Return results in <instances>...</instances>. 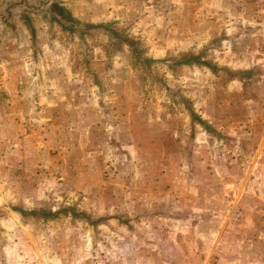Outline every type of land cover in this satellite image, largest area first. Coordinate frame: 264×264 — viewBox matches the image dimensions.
I'll return each mask as SVG.
<instances>
[{
    "label": "rangeland",
    "instance_id": "1",
    "mask_svg": "<svg viewBox=\"0 0 264 264\" xmlns=\"http://www.w3.org/2000/svg\"><path fill=\"white\" fill-rule=\"evenodd\" d=\"M0 264H264V0H0Z\"/></svg>",
    "mask_w": 264,
    "mask_h": 264
},
{
    "label": "crops",
    "instance_id": "2",
    "mask_svg": "<svg viewBox=\"0 0 264 264\" xmlns=\"http://www.w3.org/2000/svg\"><path fill=\"white\" fill-rule=\"evenodd\" d=\"M70 13V12H69ZM23 15V14H22ZM24 16V15H23ZM22 16V17H23ZM23 20H22V22L24 23V26H28L29 28H30V30L32 31V30H34L35 29V27L34 26H31L30 27V25H29V22H30V24H31V21H30V18L29 17H27V16H24L23 18H22ZM36 29H37V27H36ZM39 29V28H38ZM174 167L172 166L171 168H170V170H168V174L171 172V171H173L174 169H173ZM173 169V170H172ZM168 177H169V175H168ZM167 218V217H166ZM173 220V217L171 216V215H168V221H172ZM178 220V219H177Z\"/></svg>",
    "mask_w": 264,
    "mask_h": 264
},
{
    "label": "trees",
    "instance_id": "3",
    "mask_svg": "<svg viewBox=\"0 0 264 264\" xmlns=\"http://www.w3.org/2000/svg\"><path fill=\"white\" fill-rule=\"evenodd\" d=\"M23 214H24V212H23Z\"/></svg>",
    "mask_w": 264,
    "mask_h": 264
}]
</instances>
